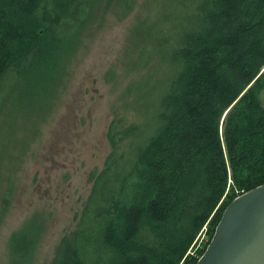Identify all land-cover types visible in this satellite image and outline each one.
<instances>
[{"label":"trees","instance_id":"obj_1","mask_svg":"<svg viewBox=\"0 0 264 264\" xmlns=\"http://www.w3.org/2000/svg\"><path fill=\"white\" fill-rule=\"evenodd\" d=\"M116 1L124 15L135 3ZM87 2L0 0V91ZM166 11L152 26L166 47L159 92L144 106L129 84L111 152L51 264H197L229 203L264 184V0H168ZM151 58L132 69L146 75Z\"/></svg>","mask_w":264,"mask_h":264},{"label":"rangeland","instance_id":"obj_2","mask_svg":"<svg viewBox=\"0 0 264 264\" xmlns=\"http://www.w3.org/2000/svg\"><path fill=\"white\" fill-rule=\"evenodd\" d=\"M166 6L168 0H135L124 15L116 0H88L80 22L67 29L59 24L50 34L58 39L27 61L22 74L4 81L0 264H51L63 238L75 230L94 172L111 152L108 129L129 84L138 79L131 88L144 106L159 92L166 47L152 26ZM148 58L146 75L147 68L139 74L132 69ZM207 228L195 250L209 242Z\"/></svg>","mask_w":264,"mask_h":264},{"label":"water","instance_id":"obj_3","mask_svg":"<svg viewBox=\"0 0 264 264\" xmlns=\"http://www.w3.org/2000/svg\"><path fill=\"white\" fill-rule=\"evenodd\" d=\"M197 264H264V184L229 203Z\"/></svg>","mask_w":264,"mask_h":264}]
</instances>
